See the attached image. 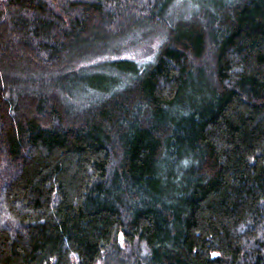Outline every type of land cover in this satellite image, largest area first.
Segmentation results:
<instances>
[{"label": "trees", "instance_id": "obj_1", "mask_svg": "<svg viewBox=\"0 0 264 264\" xmlns=\"http://www.w3.org/2000/svg\"><path fill=\"white\" fill-rule=\"evenodd\" d=\"M178 1L0 0V264H264V0Z\"/></svg>", "mask_w": 264, "mask_h": 264}, {"label": "rangeland", "instance_id": "obj_2", "mask_svg": "<svg viewBox=\"0 0 264 264\" xmlns=\"http://www.w3.org/2000/svg\"><path fill=\"white\" fill-rule=\"evenodd\" d=\"M195 5L196 4H194L192 1H187V0L178 1L173 8L174 18L176 19L177 18H189V16H192V14H194L197 9ZM156 46H157V43L154 40H151L145 46L141 45L139 47H136L129 54L131 57L137 60H144L149 55H151L152 51L156 48Z\"/></svg>", "mask_w": 264, "mask_h": 264}]
</instances>
